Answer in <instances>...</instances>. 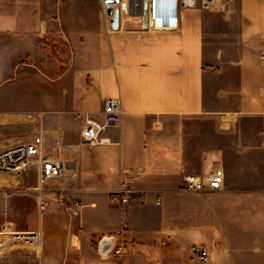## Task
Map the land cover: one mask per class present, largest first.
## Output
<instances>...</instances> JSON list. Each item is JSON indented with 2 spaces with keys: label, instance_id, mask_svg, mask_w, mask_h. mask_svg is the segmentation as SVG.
Instances as JSON below:
<instances>
[{
  "label": "crops",
  "instance_id": "1",
  "mask_svg": "<svg viewBox=\"0 0 264 264\" xmlns=\"http://www.w3.org/2000/svg\"><path fill=\"white\" fill-rule=\"evenodd\" d=\"M215 5L181 7L167 29L124 18L114 30L100 0H0V88L22 80L26 93L0 109V147L40 135L41 157L78 171L49 186L81 201L73 216L41 212L36 163L0 187V230L42 234L40 248L1 249L0 264H201L199 246L205 264H264V0ZM108 98L121 122L85 144V114L101 119ZM218 167L222 191L180 189ZM122 172L138 192L119 207L109 193ZM104 238L121 253L102 254Z\"/></svg>",
  "mask_w": 264,
  "mask_h": 264
},
{
  "label": "built area",
  "instance_id": "2",
  "mask_svg": "<svg viewBox=\"0 0 264 264\" xmlns=\"http://www.w3.org/2000/svg\"><path fill=\"white\" fill-rule=\"evenodd\" d=\"M218 1L222 0H100V4L101 10L109 22L118 11L120 22L124 18H141L146 21L149 28L160 30L176 25L178 10L181 7L208 9ZM145 15L146 17H144ZM122 116L121 101L115 98L106 99L101 119H96L89 113L85 114L84 128L81 134L82 141L89 145L104 143L106 140L102 138V134L117 126L121 122ZM42 144L43 139L39 135L0 152V173L24 176L31 165L36 163L39 169V177L34 193L39 210L44 212L52 204L65 205L70 211L78 210L81 207V201L76 198L72 190L49 186L56 181L77 178L76 163L69 160H51L41 157ZM136 179L137 174L135 172H122L118 187L109 193L110 203L119 207L128 205L133 195L138 192L135 188ZM224 184V169L218 167L202 177L194 174L184 175L180 189L205 193L219 192L224 189ZM160 203V200H157L156 205H160ZM18 244L40 248L42 246L41 231L19 232L12 224H4L0 230V250ZM195 252L201 264L208 261L209 250L205 246L196 247ZM120 253V247L112 249L110 252L114 255Z\"/></svg>",
  "mask_w": 264,
  "mask_h": 264
},
{
  "label": "rangeland",
  "instance_id": "3",
  "mask_svg": "<svg viewBox=\"0 0 264 264\" xmlns=\"http://www.w3.org/2000/svg\"><path fill=\"white\" fill-rule=\"evenodd\" d=\"M241 6H242V0H222V1H218L214 8L238 10ZM40 67H42L44 69H50L51 66L45 62V63H43V65L41 64ZM21 72H22V76H25V70H23ZM21 82H22V80L15 82V83H9V84L3 86L2 88H0V109H9L12 107H17L18 105H21L22 103L25 102V94L26 93H24V91H22L20 88ZM23 90H26V86L24 84H23ZM206 131L207 130L205 129V132ZM205 141H208L209 143L212 144L214 141H216V139L213 138L212 136H210V137L205 136ZM16 145L17 144H13L12 146H5L4 145V146L0 147V152L5 151V150H7L11 147H14ZM15 177H17V176L5 174V173H0V187L9 186V184L14 182ZM189 192L194 193V194L198 193V194H202L205 196V192H193V191H189ZM200 198L193 197V201H200ZM68 211L70 212V214H72V216H73V214L76 213V211H70V210H68ZM193 264H199V262L196 261Z\"/></svg>",
  "mask_w": 264,
  "mask_h": 264
},
{
  "label": "water",
  "instance_id": "4",
  "mask_svg": "<svg viewBox=\"0 0 264 264\" xmlns=\"http://www.w3.org/2000/svg\"><path fill=\"white\" fill-rule=\"evenodd\" d=\"M146 17V15L144 16ZM111 24L114 30L119 29L120 27V20H119V12L117 11L114 15V18L111 20ZM114 244L111 238H104L99 245L100 252L104 255H107L113 249Z\"/></svg>",
  "mask_w": 264,
  "mask_h": 264
},
{
  "label": "bare ground",
  "instance_id": "5",
  "mask_svg": "<svg viewBox=\"0 0 264 264\" xmlns=\"http://www.w3.org/2000/svg\"><path fill=\"white\" fill-rule=\"evenodd\" d=\"M156 9H158L157 7H156ZM157 11V10H156Z\"/></svg>",
  "mask_w": 264,
  "mask_h": 264
}]
</instances>
